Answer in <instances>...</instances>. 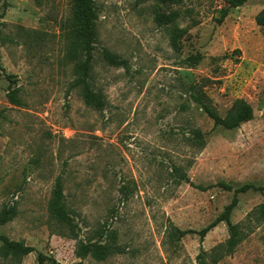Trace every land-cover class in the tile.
Wrapping results in <instances>:
<instances>
[{
	"label": "rangeland",
	"instance_id": "374dc122",
	"mask_svg": "<svg viewBox=\"0 0 264 264\" xmlns=\"http://www.w3.org/2000/svg\"><path fill=\"white\" fill-rule=\"evenodd\" d=\"M93 2L87 80L100 109L73 84L70 0H7L5 9L0 0V213L12 214L0 235L35 249L0 264H39L37 252L59 264H264V26L255 21L264 0ZM104 50L124 64H109ZM190 82L220 115L244 99L252 119L215 126L190 100ZM194 128L202 148L190 144ZM58 177L74 236L47 211ZM233 197L240 240L228 251L225 221L203 238L199 230ZM88 241L110 253L76 256Z\"/></svg>",
	"mask_w": 264,
	"mask_h": 264
},
{
	"label": "trees",
	"instance_id": "16d2710c",
	"mask_svg": "<svg viewBox=\"0 0 264 264\" xmlns=\"http://www.w3.org/2000/svg\"><path fill=\"white\" fill-rule=\"evenodd\" d=\"M227 8L237 7L242 5L247 0H225ZM8 3L7 0H2V6L5 9ZM226 8V9H227ZM225 13L222 14L224 16ZM97 13L93 0H70V16L67 20L68 25V44L66 48V56L74 62V73L76 78L74 85L81 89V96L84 103L90 107L100 109L104 102L99 93L93 90L87 80L90 71V64L92 59L93 43L95 38V20ZM255 21L258 25L264 26V8L255 16ZM104 58L109 64L122 65L124 60L117 55L104 50ZM196 60V59H195ZM189 98L198 105L202 111L213 121L215 126L219 125L226 129L238 127L242 122L248 121L253 117V109L251 105L242 98L235 99L230 108L224 115H220L216 108L212 105L210 97L205 93L203 87L198 82H190L188 84ZM8 97L12 103L19 104V99L16 95V90L11 89L8 92ZM205 133L199 128L190 130V144L196 145L199 148L204 147L206 143ZM180 180H184L191 185L185 173L179 172ZM179 180V181H180ZM220 185L226 189L232 187L224 182ZM249 185L240 186L237 190L244 191ZM198 188H205L197 185ZM236 205V197H233L228 203L222 213H220L211 223L199 230L200 237L203 238L205 234L213 228L218 222L225 221L229 230V237L226 241L227 250L231 251L239 242V230L237 224L230 222V213ZM47 211L49 216L63 227H70L71 235L74 236L72 219L69 210L65 203V194L63 192V185L61 178L56 179L52 193L47 201ZM258 216L261 221H264V202L258 205ZM11 211L4 209L0 213V223H6L12 218ZM60 229L59 234L66 235ZM178 234L182 235L184 231L177 230ZM102 236V235H100ZM0 255L4 258L11 257L16 262H20V258L35 251L34 247L24 244L22 241H15L9 239L5 235H0ZM76 256L83 257L91 254L94 258L101 260L110 253V247L101 245L96 242L82 243L80 242L75 250ZM37 260L39 264H43L45 260H49V264H59L53 257H47L42 252H37ZM202 262H204L202 260Z\"/></svg>",
	"mask_w": 264,
	"mask_h": 264
}]
</instances>
